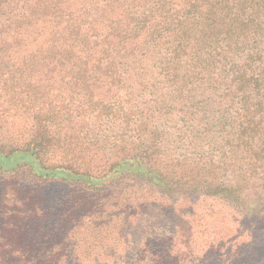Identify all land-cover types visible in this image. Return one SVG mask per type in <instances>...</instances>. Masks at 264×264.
I'll return each mask as SVG.
<instances>
[{"label":"trees","instance_id":"1","mask_svg":"<svg viewBox=\"0 0 264 264\" xmlns=\"http://www.w3.org/2000/svg\"><path fill=\"white\" fill-rule=\"evenodd\" d=\"M207 201L264 226V0H0V264H182Z\"/></svg>","mask_w":264,"mask_h":264},{"label":"rangeland","instance_id":"2","mask_svg":"<svg viewBox=\"0 0 264 264\" xmlns=\"http://www.w3.org/2000/svg\"><path fill=\"white\" fill-rule=\"evenodd\" d=\"M18 163L15 160L10 168ZM207 206L213 207L198 210L193 218L184 217L178 228L166 231L165 244L172 247L176 260L182 264H264V226L238 225L239 215L227 205L207 201Z\"/></svg>","mask_w":264,"mask_h":264}]
</instances>
